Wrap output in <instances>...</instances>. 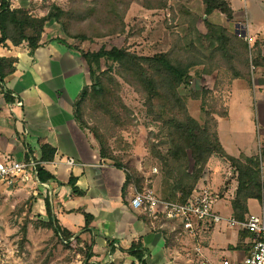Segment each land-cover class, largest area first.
<instances>
[{"label": "trees", "instance_id": "16d2710c", "mask_svg": "<svg viewBox=\"0 0 264 264\" xmlns=\"http://www.w3.org/2000/svg\"><path fill=\"white\" fill-rule=\"evenodd\" d=\"M200 1L204 7V34L196 27L199 17L184 5L173 7L170 0H90L88 6H83L84 0H70L68 9L43 1L39 6L43 16L35 13L34 3L29 9H23L13 8L11 0H0V45L10 42L14 47L25 46L32 56L41 46L47 23L55 22L65 38L58 41L78 52L88 68L90 85L84 87L74 104V120L80 129L93 136L101 160L125 173L124 188L132 186L137 192L152 190L160 201L185 204L192 198L210 160L217 157L228 163L234 174L236 189L230 202L232 217L242 221L249 215L248 202H261L264 197L260 164L257 155L247 157L242 154L234 158L226 153L220 143L217 119L229 116L220 87L231 85L234 81L251 86L248 46L238 34L208 21L213 14L219 13L228 22H233L235 15L228 0ZM134 2L146 10L168 11L172 20L178 14L179 31L172 33L171 46L167 51L140 56L126 47L109 50L101 47L95 52L81 48L85 42L125 35V16ZM66 40L73 44L67 45ZM252 59L254 66L264 74L262 42L256 41ZM101 61H104L106 69L98 72ZM15 64L14 59L0 58L1 82L15 72ZM213 74H217L213 88L203 89L195 95V99L200 101V119L195 120L179 89L190 86L195 78ZM119 81L141 97L148 118L158 128L146 144L147 152L156 162L155 168L161 176L157 191L143 175L129 169L110 145L116 131H124L132 124L130 110L120 97ZM87 112H91L89 116L92 113L101 115L105 127L100 129L90 125ZM40 148L41 164L51 162L55 149L44 143ZM41 164H37L36 168L39 182L54 183L55 178ZM68 185L72 195L83 196L73 178ZM44 202L46 215L38 218L35 227L52 231L53 236L69 248L73 235L61 228L53 217L49 199L45 198ZM147 220L148 224L153 223L156 227L172 228L175 225L164 218ZM176 226L173 232L169 229L162 231L167 248L172 247L169 242L183 232L180 225ZM239 235L242 239L251 238L245 231H240ZM74 241L77 245L81 243L79 238ZM109 246L113 252L112 244ZM83 248L87 260L84 264H92L90 260L94 255L91 247L84 245ZM123 252L134 258L137 264H146V251L140 242L132 243Z\"/></svg>", "mask_w": 264, "mask_h": 264}, {"label": "crops", "instance_id": "0c3cea01", "mask_svg": "<svg viewBox=\"0 0 264 264\" xmlns=\"http://www.w3.org/2000/svg\"><path fill=\"white\" fill-rule=\"evenodd\" d=\"M32 1L36 5L35 13L43 16L39 8L41 0H11V4L13 8L29 9ZM246 26L248 33L263 43L264 53V31L252 35L249 23ZM58 39H65L61 28L55 22H48L41 46L32 56L25 46L14 47L10 42L0 45V58L16 60L15 72L0 81V158L41 164L40 145L48 144L55 149L53 160L41 164L55 178L54 183L17 186L21 190L32 189L38 215H46L44 199H49L53 217L61 228L73 235L71 244L76 245L74 240L79 238V246L91 247L94 257L90 263L137 264L123 251L132 243L140 242L146 251V264H189L186 251L194 240L183 231L169 242L172 247L167 248L162 231H175L176 223L172 228L156 227L148 224L147 219H152L146 213L133 210L130 203L137 191L132 186L124 188L125 173L101 160L93 136L75 122L74 104L84 87L90 85L88 68L78 52ZM65 43L73 44L69 40ZM259 71L264 77L263 71ZM236 82L239 81L229 85L228 100ZM254 85L256 87V83ZM254 94L256 121L262 126L259 144L264 154V86H258ZM68 160L75 164L67 165ZM71 178L83 196L72 195L68 185ZM200 182L205 183V180L202 178ZM18 187L7 188L0 184V197L9 196L12 189ZM231 195L223 193L218 199L229 202L231 208ZM251 202H248L249 214H252ZM228 217H232L231 209ZM215 227L203 225L196 232L207 258L218 260L226 249L230 256L222 258L233 261H240L249 254L250 237L242 239L240 231L225 227L220 238L214 235Z\"/></svg>", "mask_w": 264, "mask_h": 264}, {"label": "rangeland", "instance_id": "374dc122", "mask_svg": "<svg viewBox=\"0 0 264 264\" xmlns=\"http://www.w3.org/2000/svg\"><path fill=\"white\" fill-rule=\"evenodd\" d=\"M43 1L56 3L64 9L70 6V0H41L40 4ZM84 1L83 6H88L90 0ZM228 1L235 15L233 22H228L221 14L215 13L208 19L210 23L221 26L230 33L239 32L242 26L248 23L252 35L264 31V0ZM170 2L173 7L181 4L196 14L199 17L196 26L198 31L202 34L206 32L202 22L204 7L200 0H170ZM178 17L177 14L176 19L172 20L168 11L146 10L134 2L125 16L127 26L125 35L85 42L81 48L84 51L95 52L101 47L108 50L112 47H126L140 56L165 52L171 46L172 33L179 31ZM105 69L104 61H101L97 71L102 72ZM261 73L259 70L255 73L256 87L252 83L249 87L244 82H236L229 100L231 89L229 85L220 87V94L228 107L229 116L226 119L219 118L218 133L222 147L231 157L239 158L242 154L247 157L258 155V144L262 141L260 135L262 126L256 121L258 111L254 93L258 90V86H264V77ZM216 77L217 74L201 79L195 78L190 86L179 89L180 95L186 99L190 115L195 120L200 119V101L195 99V95L203 89H212ZM221 78L227 81L226 77L221 76ZM119 83H121L120 97L130 110L132 124L124 131H116L115 136L110 139V145L115 155L121 158L129 169L143 175L152 185L153 190L157 191L161 176L155 168L156 162L147 152L146 144L150 135L156 133L158 128L148 118L141 97L129 86L121 81ZM88 113L91 112H87V121L90 125L98 126L100 129L105 127L101 115L92 113L89 116ZM203 180L205 183L200 182L199 188L204 186L209 188L214 198L217 197L213 202L214 208L221 212L220 215L228 217L231 209L229 202L218 198H222L223 193H227L228 196L232 193L234 196L235 177L229 164L213 157L205 170ZM262 180L264 183V171ZM14 187L18 186L10 188ZM35 203L36 197L30 188L21 190V187H18L12 189L9 196L0 197V264H84L83 247L73 244L66 248L53 236L52 231L35 227L38 218L45 216L38 215ZM251 208L252 214H260L261 202L252 201ZM224 228L222 224L216 225L214 235L221 238ZM223 254L224 257L230 256L227 249ZM218 260L214 262L217 263Z\"/></svg>", "mask_w": 264, "mask_h": 264}, {"label": "built area", "instance_id": "2783aa9c", "mask_svg": "<svg viewBox=\"0 0 264 264\" xmlns=\"http://www.w3.org/2000/svg\"><path fill=\"white\" fill-rule=\"evenodd\" d=\"M238 35L248 46L249 70L251 82L254 85L255 73L258 69L253 64L252 50L256 39L248 33L247 26L242 27ZM262 151V145L258 144L257 157L260 164L261 180L264 171ZM66 164L72 166L75 162L68 160ZM36 168L37 164L34 162L26 163L0 158V184L7 188L27 184L43 185L38 180ZM214 200L212 191L207 187H197L192 198L185 204L160 201L152 190H145L136 192L130 205L133 210L143 211L152 220L164 218L180 225L182 230L194 240L192 247L186 251L189 264H264V197L261 200V213L249 214L242 221L218 214L213 207ZM220 224L228 229L245 231L250 234L251 250L242 260L233 261L221 258L215 263L203 253L201 242L197 239V229L203 225L213 227Z\"/></svg>", "mask_w": 264, "mask_h": 264}, {"label": "water", "instance_id": "95a60500", "mask_svg": "<svg viewBox=\"0 0 264 264\" xmlns=\"http://www.w3.org/2000/svg\"><path fill=\"white\" fill-rule=\"evenodd\" d=\"M42 184V183H41Z\"/></svg>", "mask_w": 264, "mask_h": 264}]
</instances>
